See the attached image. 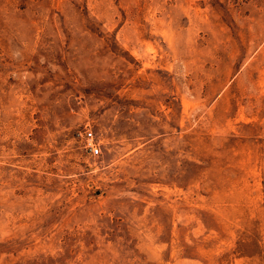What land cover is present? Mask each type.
Masks as SVG:
<instances>
[{
  "label": "rangeland",
  "instance_id": "374dc122",
  "mask_svg": "<svg viewBox=\"0 0 264 264\" xmlns=\"http://www.w3.org/2000/svg\"><path fill=\"white\" fill-rule=\"evenodd\" d=\"M0 264H264V0H0Z\"/></svg>",
  "mask_w": 264,
  "mask_h": 264
},
{
  "label": "built area",
  "instance_id": "2783aa9c",
  "mask_svg": "<svg viewBox=\"0 0 264 264\" xmlns=\"http://www.w3.org/2000/svg\"><path fill=\"white\" fill-rule=\"evenodd\" d=\"M86 143L92 153H97L99 151V146L93 140V134L90 129L85 131Z\"/></svg>",
  "mask_w": 264,
  "mask_h": 264
}]
</instances>
